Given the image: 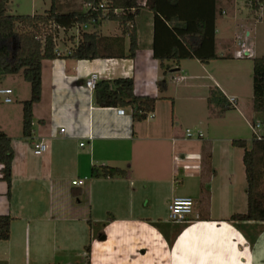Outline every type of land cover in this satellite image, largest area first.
Instances as JSON below:
<instances>
[{
  "label": "crops",
  "instance_id": "crops-1",
  "mask_svg": "<svg viewBox=\"0 0 264 264\" xmlns=\"http://www.w3.org/2000/svg\"><path fill=\"white\" fill-rule=\"evenodd\" d=\"M223 1L225 10L219 6ZM217 12L219 58L168 62L167 72L155 53H167L174 43L187 50L171 25L159 28L147 8L135 19V58H71L66 51L79 42L81 29L59 28L57 47L65 53L42 62V95L33 106L30 137L23 135L22 101L31 97V86L22 73L2 79L0 86L13 89V102L0 99V130L12 139L14 158L10 193L0 180V215L13 218L10 238L0 239V264H264V222L228 221L248 210L244 152L237 156L232 136L209 135L222 107L208 103L217 87L226 99L235 97L236 105L229 103L248 125L255 117L253 79L247 108L230 83L235 74L228 63L250 62L253 70L252 58L264 56V2L254 8L252 0H217ZM232 26L234 41L228 39ZM90 27L106 36L122 32L111 20ZM125 43L128 50V36ZM92 73H99V80L134 79L137 95L158 97L154 111L134 122L130 108L120 114L119 108L97 106L94 91L85 86ZM231 109L220 116L234 127ZM187 115L196 127L207 126L188 137ZM258 121L264 129V116ZM41 140L47 148L38 155L34 143ZM101 165L126 168L129 175L93 177V167ZM82 178L85 185L73 184ZM178 196L194 200V213L184 222H167L156 205L166 207Z\"/></svg>",
  "mask_w": 264,
  "mask_h": 264
},
{
  "label": "trees",
  "instance_id": "trees-1",
  "mask_svg": "<svg viewBox=\"0 0 264 264\" xmlns=\"http://www.w3.org/2000/svg\"><path fill=\"white\" fill-rule=\"evenodd\" d=\"M56 1L51 0V7L44 13L12 14L8 10L9 0H0V82L7 75L22 73L31 86V97L22 101L24 137L31 136L33 106L41 100L42 62L63 56L56 53L59 28L78 26L81 29L79 42L67 55L71 58H135L139 49L135 19L147 8L155 14L159 28L160 24L166 25L167 22L171 25V34L187 50L182 52L174 43L167 53H155V58L160 61L165 72L168 71V62L180 65L183 59L197 58L207 63L219 58L215 54L217 0H83L92 2L95 8L68 12L59 11ZM104 1L105 4L99 6ZM263 2L252 0V6L258 8ZM105 20L117 21L121 34L106 36L90 27ZM127 36L130 39L128 50L125 43ZM204 49L208 51L207 54L203 52ZM252 59L255 113L252 120L258 121L264 116V56ZM159 86L165 87L166 82L159 81ZM134 89L132 78L102 79L96 84L94 102L99 107L130 108L133 121H142L154 111L158 97L137 95ZM208 103L211 108L214 104L221 105L222 109L216 113L219 115L232 108L217 87L211 88ZM232 144L244 149L248 210L246 213L233 214L228 221L234 224L264 222V137L254 133L250 147L245 139H233ZM13 158L12 139L0 130V180L7 182L9 193L13 179ZM128 175V169L117 166L101 165L92 169V176L96 178H126ZM12 219L9 215H0L1 240L10 238ZM88 223L93 227L91 219ZM86 251L89 255L91 244L86 246Z\"/></svg>",
  "mask_w": 264,
  "mask_h": 264
},
{
  "label": "rangeland",
  "instance_id": "rangeland-1",
  "mask_svg": "<svg viewBox=\"0 0 264 264\" xmlns=\"http://www.w3.org/2000/svg\"><path fill=\"white\" fill-rule=\"evenodd\" d=\"M10 3L8 5V10L10 13L13 14H33V13H44L46 9L51 7V0H9ZM242 1V0H240ZM58 8L60 11H69L71 9H80V8H84V4H82V0H58ZM219 6L222 7V9H226L227 3L226 2H220ZM223 15V14H222ZM229 16H231L230 12L228 14ZM228 15H223L224 20H226L228 18ZM234 31H237L236 28H234L233 26L231 28H228V39H234V34L232 33ZM239 31V30H238ZM242 31V30H241ZM243 34V32H242ZM234 41V40H233ZM238 49L240 50V48L238 47ZM237 49V50H238ZM229 68L234 72V76H231L230 78V83L232 85V87L237 90L240 94H241V99L242 102H244V104L246 105V107L248 108V105L252 99V79H253V70H252V64L249 63H245V62H240V61H230L228 63ZM11 83H14L16 86L18 85L16 82L10 81ZM25 82V81H24ZM27 84V83H26ZM235 109L232 108L231 111H234ZM220 111V110H218ZM226 112V111H225ZM237 111L233 112V116L236 115V118L232 119V122L235 124L234 127H232L231 125H229L231 123V121L227 120L224 121V119H222L223 116H220L219 114H217V116L215 117V119H213L210 123V132L209 135H220L223 137H228V136H232L234 137V139H246L248 142V146L250 147L251 145V141L253 139V135H254V131L251 127V122H256L257 119L250 120V124L248 125L245 121H243V119L237 114L235 113ZM231 113L228 114V116H230ZM239 118V119H238ZM185 121L189 122V124H187V127H189V129L194 133L195 129H198L199 127H201L203 129V127L205 128V124H202L198 127H196L195 125H193V123L191 121H193V118L190 116H185ZM259 131V135L263 134V126L258 130ZM234 147V152H238V155H241V153L244 152V149L241 147ZM242 165V163H241ZM180 178L182 177L179 176ZM178 186H180V183H177ZM185 188H188V186H186ZM179 195V194H177ZM171 202V201H170ZM169 202V204H170ZM169 204L168 206L165 207V204H162V202H160L159 204L156 205L158 213L160 215L163 216L162 219H164L167 222L169 221Z\"/></svg>",
  "mask_w": 264,
  "mask_h": 264
},
{
  "label": "built area",
  "instance_id": "built-area-1",
  "mask_svg": "<svg viewBox=\"0 0 264 264\" xmlns=\"http://www.w3.org/2000/svg\"><path fill=\"white\" fill-rule=\"evenodd\" d=\"M105 2L106 1L100 3L99 6H103V4H105ZM84 6L86 7V9L95 8V5L92 2H84ZM84 27L87 28L86 25ZM248 51L249 50L247 48L243 47L241 50V53L247 54ZM56 53L60 56V55H64L65 52H62L57 47ZM71 53H72V48L68 49L66 51V54H68V55H70ZM98 81H99V73H92L86 79L85 86L87 87V89L90 92H92L95 90L96 84ZM0 99L4 103L13 102V89L10 87L0 86ZM227 99L232 105H236L235 97H228ZM118 112L120 114H122V113H124V109L119 108ZM251 127H252L254 133L259 135L258 130L262 127V122L256 121L255 124H251ZM64 132H65V128H61L60 133H64ZM193 135H194V133L190 129H187V136L192 137ZM197 135L202 136L203 134H202V132H198ZM81 145L83 146L84 143H81ZM46 148H47V146H46L45 142L42 140L34 143V153L35 154L40 155V154L44 153L46 151ZM86 180H87V178L73 180V184L77 185V186H83V185H85ZM194 209H195V202L191 197H183V196L174 197L169 204V220L171 222H184V221L188 220L190 216L193 215Z\"/></svg>",
  "mask_w": 264,
  "mask_h": 264
}]
</instances>
